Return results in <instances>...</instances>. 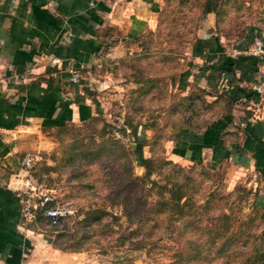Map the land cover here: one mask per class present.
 Listing matches in <instances>:
<instances>
[{
    "label": "rangeland",
    "instance_id": "374dc122",
    "mask_svg": "<svg viewBox=\"0 0 264 264\" xmlns=\"http://www.w3.org/2000/svg\"><path fill=\"white\" fill-rule=\"evenodd\" d=\"M206 1L159 0L152 26L127 50L117 72L101 80L100 110L81 122L43 128L41 144L27 145L38 156L35 176L72 210L62 230L45 231L54 247L92 264H243L242 252L250 254L251 240L238 222L254 205L264 206V174L246 145L234 148L241 130L228 126L223 136L232 155L227 159L214 155V143L201 157L193 151L177 163L169 160L188 137L184 129L200 131L234 108L219 92L222 82L215 95L199 84L201 77L193 82L202 65L191 55L194 40L216 34L234 54L237 45L248 46L253 32H264V0H218L210 25ZM185 71L193 75L182 88ZM241 151L245 159L236 160ZM140 157L151 161L147 176ZM173 182L185 196L161 210L158 202L173 197L168 188L178 192ZM230 211L239 218L223 232L221 216ZM259 214L252 232L264 228V210Z\"/></svg>",
    "mask_w": 264,
    "mask_h": 264
},
{
    "label": "crops",
    "instance_id": "0c3cea01",
    "mask_svg": "<svg viewBox=\"0 0 264 264\" xmlns=\"http://www.w3.org/2000/svg\"><path fill=\"white\" fill-rule=\"evenodd\" d=\"M158 7L159 0H0V264H92L79 253L54 247L45 232L51 227L41 216L22 226L20 160L33 142L41 144L43 128L81 122L100 110L96 92L104 84L101 80L117 72L127 50L152 26ZM213 19L212 11L208 25ZM204 34L191 47L205 71L198 82L213 94L222 82L219 92L234 108L200 131L184 129L188 137L179 142L182 148L171 150L169 159L177 163L193 151L203 155L214 143V155L229 158L223 136L232 126L241 130V143L234 148L246 145L264 174V95L251 90L264 74V55L243 59L242 54H230L216 34ZM258 34L264 48V32H253L252 39ZM54 57L61 65H50ZM226 58L233 59L232 72L218 66ZM70 65L80 72L77 83L69 81ZM193 79L197 83V76ZM234 156L245 159L243 151ZM33 223L40 228L34 230Z\"/></svg>",
    "mask_w": 264,
    "mask_h": 264
},
{
    "label": "built area",
    "instance_id": "2783aa9c",
    "mask_svg": "<svg viewBox=\"0 0 264 264\" xmlns=\"http://www.w3.org/2000/svg\"><path fill=\"white\" fill-rule=\"evenodd\" d=\"M234 54L244 56L264 55L262 40L255 36L252 42L243 50L234 49ZM52 67L61 65V59L54 57L50 61ZM69 81L77 83L81 79L80 72L73 66L67 67ZM251 90L260 96L264 95V74L251 86ZM38 156L33 152H26L21 157L23 184L19 188L22 196V226H27L37 217L46 221V226L60 231L66 225L67 217L72 213L64 202H61L55 190L48 187L45 182L39 180L34 174V166Z\"/></svg>",
    "mask_w": 264,
    "mask_h": 264
},
{
    "label": "trees",
    "instance_id": "16d2710c",
    "mask_svg": "<svg viewBox=\"0 0 264 264\" xmlns=\"http://www.w3.org/2000/svg\"><path fill=\"white\" fill-rule=\"evenodd\" d=\"M218 1V0H207L206 3H205V7H206V11L209 13V12H212L214 10V6H215V2ZM259 35V34H258ZM252 35H250V38L248 39L249 41L252 39ZM259 37L261 38V40L263 39L262 35H259ZM207 39H204V41H206ZM208 41V40H207ZM198 53V52H197ZM195 55H197L195 53ZM240 58V57H239ZM243 59H248V58H251V56H244L241 57ZM232 61L233 59L232 58H226L225 61H223L221 64H219L218 66L220 67H223L226 71L228 72H232ZM213 71L216 70V66L213 65V68H212ZM204 68L200 69L199 71V74L197 76V79L199 77H201L204 73ZM190 75V71H185L183 74H182V77H181V84L180 86L182 88L186 87L187 83H186V79L187 77ZM99 111V110H98ZM92 117V116H91ZM89 117V118H91ZM88 119V118H86ZM85 120V119H83ZM207 125H205L203 128H205ZM188 127V126H187ZM189 129L193 130V131H198L196 128H192V127H188ZM138 148L140 149L141 148V143L138 142L137 144ZM131 150L133 151V154L135 155V151H134V148L133 147H130ZM136 156V155H135ZM170 160V159H169ZM172 161V160H170ZM173 162V161H172ZM175 163V162H174ZM138 164L140 166H144L146 168V175L147 176L148 174H150L151 172V161L148 160V159H143L142 157L139 158V161H138ZM160 169V168H159ZM175 184V182H173ZM175 189H178V192L175 193L174 192V189H173V186L172 188H168V192H170V195H172L173 197L171 198H168V199H162L158 202V207L161 208V210H168V209H171L174 205L175 202H179V200H181L182 197L185 196L184 194V191H180L181 189H183L181 187V184H175ZM208 199H210V197L208 196L207 197V200L205 201L204 204H207L209 201ZM184 204H186L185 202H183L182 206H184ZM203 204V205H204ZM252 214L251 215H246V218L245 220H242V221H239L238 224H239V227L242 230L241 233L245 234V239H248L250 238L251 242V246H250V251L249 253L250 254H246V252H242L241 256L243 257L242 258V263L243 264H264V228L263 229H260V232L257 233V232H252L250 230L251 226L255 227V221H256V218H262V214L260 215L259 214V210H264V206H257V205H254L253 208H252ZM101 216H98L96 217V220H99ZM232 218H239L238 216H233L232 215V211L229 212V214L227 213H224L222 214L221 216V220H222V223H223V229L222 231L223 232H228L231 230V228L234 227V221ZM68 222V217H67V221L66 223ZM259 223L256 225V228L258 227ZM220 237V236H219ZM217 239V238H215ZM228 239H231V238H228ZM211 242V240H208L206 241L204 244H209ZM229 243V240H226L225 241V245ZM227 246V245H226ZM243 247H245V244H243ZM199 255H201L202 251H199ZM240 256V257H241Z\"/></svg>",
    "mask_w": 264,
    "mask_h": 264
}]
</instances>
